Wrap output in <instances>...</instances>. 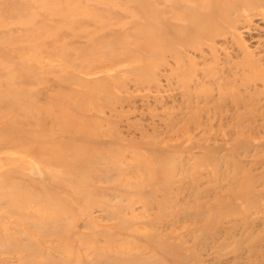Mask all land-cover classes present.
Returning a JSON list of instances; mask_svg holds the SVG:
<instances>
[{
    "label": "rangeland",
    "instance_id": "1",
    "mask_svg": "<svg viewBox=\"0 0 264 264\" xmlns=\"http://www.w3.org/2000/svg\"><path fill=\"white\" fill-rule=\"evenodd\" d=\"M0 264H264V0H0Z\"/></svg>",
    "mask_w": 264,
    "mask_h": 264
},
{
    "label": "bare ground",
    "instance_id": "2",
    "mask_svg": "<svg viewBox=\"0 0 264 264\" xmlns=\"http://www.w3.org/2000/svg\"><path fill=\"white\" fill-rule=\"evenodd\" d=\"M196 28L198 29V32L200 31L201 33L205 30L204 28H201L200 25L197 26V27H195V29H196Z\"/></svg>",
    "mask_w": 264,
    "mask_h": 264
}]
</instances>
